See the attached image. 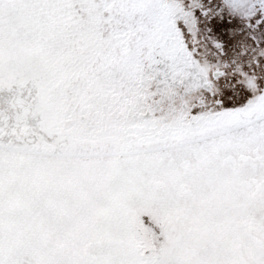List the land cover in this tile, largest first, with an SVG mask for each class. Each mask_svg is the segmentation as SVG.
I'll return each mask as SVG.
<instances>
[{"label": "snow or ice", "instance_id": "1", "mask_svg": "<svg viewBox=\"0 0 264 264\" xmlns=\"http://www.w3.org/2000/svg\"><path fill=\"white\" fill-rule=\"evenodd\" d=\"M0 264H264V0H0Z\"/></svg>", "mask_w": 264, "mask_h": 264}]
</instances>
